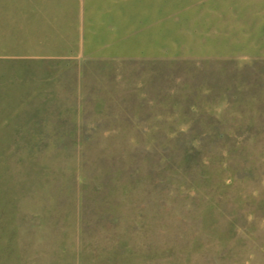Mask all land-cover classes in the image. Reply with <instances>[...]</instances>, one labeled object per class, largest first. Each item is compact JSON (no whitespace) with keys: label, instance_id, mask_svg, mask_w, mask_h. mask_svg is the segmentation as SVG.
Wrapping results in <instances>:
<instances>
[{"label":"rangeland","instance_id":"1","mask_svg":"<svg viewBox=\"0 0 264 264\" xmlns=\"http://www.w3.org/2000/svg\"><path fill=\"white\" fill-rule=\"evenodd\" d=\"M81 11L0 0V264H135L143 13Z\"/></svg>","mask_w":264,"mask_h":264},{"label":"crops","instance_id":"2","mask_svg":"<svg viewBox=\"0 0 264 264\" xmlns=\"http://www.w3.org/2000/svg\"><path fill=\"white\" fill-rule=\"evenodd\" d=\"M82 11H81V21L85 23L88 28L93 27L92 25H87L89 22L98 21L94 20L93 14H110L120 16L121 24H124L125 16L129 17L131 20L132 16L139 17L143 13V0H80ZM92 7V9H91ZM99 23L103 27L104 24L102 19H99ZM135 28L133 31H140V23H135ZM85 27V29H86ZM101 27V28H102Z\"/></svg>","mask_w":264,"mask_h":264}]
</instances>
